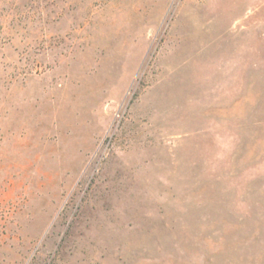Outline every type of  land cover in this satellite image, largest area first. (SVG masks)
<instances>
[{"label": "rangeland", "instance_id": "rangeland-1", "mask_svg": "<svg viewBox=\"0 0 264 264\" xmlns=\"http://www.w3.org/2000/svg\"><path fill=\"white\" fill-rule=\"evenodd\" d=\"M0 264H264V0H0Z\"/></svg>", "mask_w": 264, "mask_h": 264}]
</instances>
